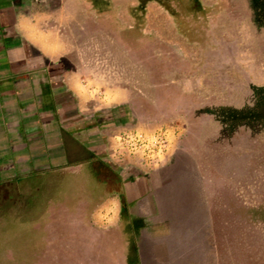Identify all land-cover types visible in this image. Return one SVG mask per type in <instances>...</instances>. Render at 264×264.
Returning a JSON list of instances; mask_svg holds the SVG:
<instances>
[{
  "label": "rangeland",
  "instance_id": "1",
  "mask_svg": "<svg viewBox=\"0 0 264 264\" xmlns=\"http://www.w3.org/2000/svg\"><path fill=\"white\" fill-rule=\"evenodd\" d=\"M80 1L59 25L73 66L66 79L92 75L96 86L70 90L58 120L39 97L44 76L35 72L34 102L23 98L2 120L0 264H124L133 239L128 211L121 213L119 195L118 214L98 204L110 196L105 190L121 189L133 156L110 157V139L158 128L194 153L226 234L227 264H264V223L249 210L264 207V124H242L224 139L216 118L224 107H253L264 86V0H201L204 44L182 37L153 2L141 34L126 36L134 0H109L104 14ZM99 156L120 175L97 172ZM115 218L118 226L108 224Z\"/></svg>",
  "mask_w": 264,
  "mask_h": 264
},
{
  "label": "crops",
  "instance_id": "2",
  "mask_svg": "<svg viewBox=\"0 0 264 264\" xmlns=\"http://www.w3.org/2000/svg\"><path fill=\"white\" fill-rule=\"evenodd\" d=\"M72 6L79 9L82 3L0 0V124L8 113H18L23 98L26 103L34 102L35 72L44 76L39 97L47 101L48 107L55 108L58 120L65 116L62 100L70 90L96 86L92 75H81L77 81L66 79L73 66L66 61L69 44L60 26ZM130 27L132 20L125 28ZM96 89L103 95L100 88ZM27 131L24 127L20 134L28 135ZM174 137L173 133L171 146L161 155L159 164H151L138 155L129 158L128 177L122 179L120 190L127 198L128 215L138 225L137 264H227L226 234L214 218L197 159L186 146H177ZM70 163L78 162L66 165ZM137 168L144 169L142 174ZM119 191L105 190L102 195L110 196L98 208L112 205L118 214L119 200L114 195H119ZM106 214L101 216L105 218ZM115 220L108 224L118 226ZM232 259L236 263V258Z\"/></svg>",
  "mask_w": 264,
  "mask_h": 264
},
{
  "label": "trees",
  "instance_id": "3",
  "mask_svg": "<svg viewBox=\"0 0 264 264\" xmlns=\"http://www.w3.org/2000/svg\"><path fill=\"white\" fill-rule=\"evenodd\" d=\"M97 14L110 12L109 0H86ZM154 2L160 6L173 20L176 30L189 42L205 43L207 25V7L201 0H134V3H127L126 12L132 20V27L124 30L126 36L139 35L140 29L145 23V8L148 3ZM221 122L220 136L224 139L232 137L238 126L244 124L251 129L255 128V122L264 124V86L258 91V97L253 107L229 108L224 107L216 114ZM97 172H112L115 175L120 173L114 169L106 160V157L99 156L97 160ZM120 190V189H116ZM121 213H127V200L123 192L119 191ZM256 221L264 223V207L249 209ZM127 215V214H126ZM129 217V215H127ZM138 225L129 218V227L133 239L129 245V252L126 256V264H137V247L135 233Z\"/></svg>",
  "mask_w": 264,
  "mask_h": 264
},
{
  "label": "built area",
  "instance_id": "4",
  "mask_svg": "<svg viewBox=\"0 0 264 264\" xmlns=\"http://www.w3.org/2000/svg\"><path fill=\"white\" fill-rule=\"evenodd\" d=\"M171 143V134L163 128L129 130L113 135L109 156L121 162L126 157L138 155L151 164H159L161 155L170 148Z\"/></svg>",
  "mask_w": 264,
  "mask_h": 264
}]
</instances>
